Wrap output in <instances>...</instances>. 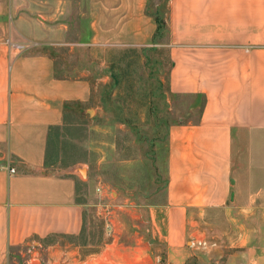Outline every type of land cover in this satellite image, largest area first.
<instances>
[{"label": "crops", "instance_id": "obj_1", "mask_svg": "<svg viewBox=\"0 0 264 264\" xmlns=\"http://www.w3.org/2000/svg\"><path fill=\"white\" fill-rule=\"evenodd\" d=\"M148 2L0 0V264L31 236L84 227L76 174L45 160L92 85L32 46L152 45ZM166 18L169 89L204 101L197 119L170 124L166 200L146 232L93 264L103 253L120 264H264V0H169ZM9 41L28 46L14 52Z\"/></svg>", "mask_w": 264, "mask_h": 264}, {"label": "rangeland", "instance_id": "obj_2", "mask_svg": "<svg viewBox=\"0 0 264 264\" xmlns=\"http://www.w3.org/2000/svg\"><path fill=\"white\" fill-rule=\"evenodd\" d=\"M168 1L149 0L148 10L166 18ZM77 24L76 18L73 38ZM166 42L167 37L149 46H32L53 54L59 74H82L92 85L89 102H74L51 133L45 160L52 172L76 174L84 227L77 234L31 236L10 246L3 264L98 263L106 247L146 232L151 208L166 200L170 124L197 119L204 101L169 89ZM109 257L103 253L102 264H120Z\"/></svg>", "mask_w": 264, "mask_h": 264}, {"label": "trees", "instance_id": "obj_3", "mask_svg": "<svg viewBox=\"0 0 264 264\" xmlns=\"http://www.w3.org/2000/svg\"><path fill=\"white\" fill-rule=\"evenodd\" d=\"M150 13L155 16L158 24L155 33V42H159L160 40H162V38H166L168 35L169 28H168L167 18L162 17L153 11H150Z\"/></svg>", "mask_w": 264, "mask_h": 264}, {"label": "built area", "instance_id": "obj_4", "mask_svg": "<svg viewBox=\"0 0 264 264\" xmlns=\"http://www.w3.org/2000/svg\"><path fill=\"white\" fill-rule=\"evenodd\" d=\"M9 45L10 48L14 51V52H20L22 50H24L25 48H27V44L23 43V42H13V41H9ZM10 170L13 171L14 168L10 167ZM208 242L206 239H202V238H195L191 240V245H207Z\"/></svg>", "mask_w": 264, "mask_h": 264}]
</instances>
